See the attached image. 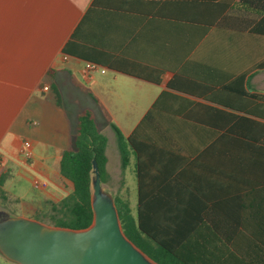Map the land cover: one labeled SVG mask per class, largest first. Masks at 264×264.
<instances>
[{
  "label": "crops",
  "instance_id": "crops-1",
  "mask_svg": "<svg viewBox=\"0 0 264 264\" xmlns=\"http://www.w3.org/2000/svg\"><path fill=\"white\" fill-rule=\"evenodd\" d=\"M85 109L117 151L111 123L129 136L153 110L148 133L167 135L144 153L145 190L162 194L150 207L172 209L180 231L208 226L212 209L222 221L250 188L230 180L226 132L259 136L243 119L264 124V15L241 0H0V177L17 162L59 175ZM118 169L111 192L137 209L135 157Z\"/></svg>",
  "mask_w": 264,
  "mask_h": 264
},
{
  "label": "trees",
  "instance_id": "trees-1",
  "mask_svg": "<svg viewBox=\"0 0 264 264\" xmlns=\"http://www.w3.org/2000/svg\"><path fill=\"white\" fill-rule=\"evenodd\" d=\"M241 3L254 4L256 13L264 15V0H241ZM57 102L61 105L58 95ZM153 116L152 110L129 136H125L111 123L118 141L122 168H127L132 156L136 161V212H133L129 201L115 195L125 235L159 264H264V124L243 119L244 122L259 126V136L253 137L247 133L252 125L242 132L240 123L233 124L226 132L229 138L230 158L227 168L230 180L233 183L243 181L250 187L241 196V209L229 208L223 211L226 216L222 217V221L218 220L219 210L216 212L212 209L213 219L208 226H185V229L180 231L174 223L172 209L150 207L151 203H148L162 194L146 191L143 184L144 153L151 147L149 143L165 147L162 139V142L159 141L167 135V130H157V139L148 133L151 131L148 126ZM230 118L235 120L240 117L230 115ZM107 143L108 138L98 129L93 111L85 109L79 113L73 146L62 151L59 164L61 176L71 182L72 189L61 200L52 204L48 212L51 223L48 224L76 230L91 225L94 216L91 206L93 159H96L102 182L105 183ZM3 183L4 175L0 177V187ZM252 185L260 187L254 191L256 199L251 202ZM236 193L230 192L227 197L233 199ZM35 219L43 221L41 217ZM197 229L200 231L198 237L192 235Z\"/></svg>",
  "mask_w": 264,
  "mask_h": 264
},
{
  "label": "water",
  "instance_id": "water-1",
  "mask_svg": "<svg viewBox=\"0 0 264 264\" xmlns=\"http://www.w3.org/2000/svg\"><path fill=\"white\" fill-rule=\"evenodd\" d=\"M91 206V225L77 230L1 211L0 254L15 264H159L125 235L96 159Z\"/></svg>",
  "mask_w": 264,
  "mask_h": 264
},
{
  "label": "rangeland",
  "instance_id": "rangeland-1",
  "mask_svg": "<svg viewBox=\"0 0 264 264\" xmlns=\"http://www.w3.org/2000/svg\"><path fill=\"white\" fill-rule=\"evenodd\" d=\"M99 129L108 137L107 169L109 171V182H106L105 186L112 191V174L117 175L119 172V151L112 145V129L104 126V123H99ZM26 163L30 164L31 162ZM22 166L18 162L13 163L9 169L3 172L4 183L0 187V212L4 211L14 216L29 218L41 217L43 219L41 222L52 226L48 224L51 223L48 212H50L54 202L61 200L71 191V182L60 174L44 178L34 171H29L27 168L28 171H23ZM37 179L42 183L39 188L34 185ZM129 180L132 182L133 178L128 176L125 179L127 183L130 182ZM127 195L128 197L131 196L130 194ZM132 205V210L135 213L134 203ZM0 264L15 263L7 261L0 254Z\"/></svg>",
  "mask_w": 264,
  "mask_h": 264
},
{
  "label": "built area",
  "instance_id": "built-area-1",
  "mask_svg": "<svg viewBox=\"0 0 264 264\" xmlns=\"http://www.w3.org/2000/svg\"><path fill=\"white\" fill-rule=\"evenodd\" d=\"M67 57H65L66 59ZM97 66V64H91V69L95 68ZM45 90L48 89L47 86L44 87ZM20 156L26 160V161H30L33 159L34 157V147H33V142L30 139H24L22 142V145L20 147ZM41 182L37 179L34 182L35 187L39 188L41 187Z\"/></svg>",
  "mask_w": 264,
  "mask_h": 264
}]
</instances>
